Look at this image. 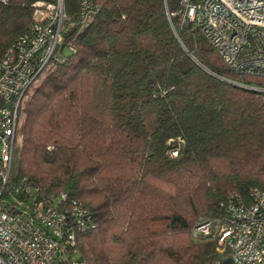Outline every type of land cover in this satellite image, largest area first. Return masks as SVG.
<instances>
[{
  "label": "trees",
  "instance_id": "16d2710c",
  "mask_svg": "<svg viewBox=\"0 0 264 264\" xmlns=\"http://www.w3.org/2000/svg\"><path fill=\"white\" fill-rule=\"evenodd\" d=\"M35 1L0 0V58ZM182 1L63 0L58 60L22 102L5 195L82 204L88 264H221L219 232L193 227L264 184V77L237 76Z\"/></svg>",
  "mask_w": 264,
  "mask_h": 264
},
{
  "label": "built area",
  "instance_id": "2783aa9c",
  "mask_svg": "<svg viewBox=\"0 0 264 264\" xmlns=\"http://www.w3.org/2000/svg\"><path fill=\"white\" fill-rule=\"evenodd\" d=\"M181 4L183 22H192L237 76L264 77V0ZM90 5L81 0L83 14ZM67 20L63 0L35 1L27 29L0 58V264H88L76 250V232L92 221L82 204L67 201L64 193L36 197L38 188L25 183L19 191L27 200L5 195L15 185L10 179L22 102L58 60ZM249 197L231 194L222 222L200 220L191 231L193 236L219 232L218 243L229 249L221 264H264V184L250 188Z\"/></svg>",
  "mask_w": 264,
  "mask_h": 264
},
{
  "label": "rangeland",
  "instance_id": "374dc122",
  "mask_svg": "<svg viewBox=\"0 0 264 264\" xmlns=\"http://www.w3.org/2000/svg\"><path fill=\"white\" fill-rule=\"evenodd\" d=\"M40 81V80H39ZM38 81V82H39ZM34 86H32L30 89H32ZM31 91V90H30ZM14 164H13V167H12V172H11V179H10V183H12L13 182V180L15 179V177H16V171H15V163H16V154H15V156H14V162H13ZM224 260V259H223Z\"/></svg>",
  "mask_w": 264,
  "mask_h": 264
}]
</instances>
